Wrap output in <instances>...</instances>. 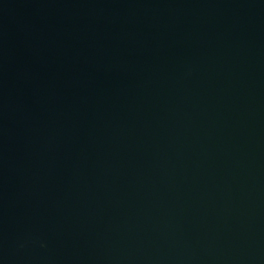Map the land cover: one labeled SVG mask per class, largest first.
<instances>
[{
  "label": "water",
  "instance_id": "obj_1",
  "mask_svg": "<svg viewBox=\"0 0 264 264\" xmlns=\"http://www.w3.org/2000/svg\"><path fill=\"white\" fill-rule=\"evenodd\" d=\"M0 264H264V0H0Z\"/></svg>",
  "mask_w": 264,
  "mask_h": 264
}]
</instances>
